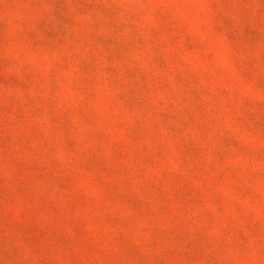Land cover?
I'll return each instance as SVG.
<instances>
[{
	"label": "rangeland",
	"instance_id": "rangeland-1",
	"mask_svg": "<svg viewBox=\"0 0 264 264\" xmlns=\"http://www.w3.org/2000/svg\"><path fill=\"white\" fill-rule=\"evenodd\" d=\"M0 264H264V0H0Z\"/></svg>",
	"mask_w": 264,
	"mask_h": 264
}]
</instances>
